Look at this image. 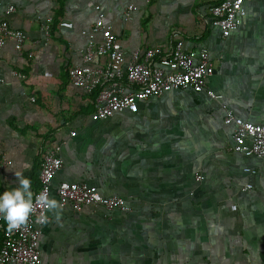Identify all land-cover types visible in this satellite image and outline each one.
Here are the masks:
<instances>
[{
	"label": "crops",
	"instance_id": "obj_1",
	"mask_svg": "<svg viewBox=\"0 0 264 264\" xmlns=\"http://www.w3.org/2000/svg\"><path fill=\"white\" fill-rule=\"evenodd\" d=\"M219 1L0 0V10L15 8L2 19L27 33L21 52L11 40L0 51V155L9 161L0 194L18 186L17 170L35 192L55 150L54 186L87 183L130 206H63L61 222L49 212L41 264H264V161L231 151L235 126L223 122L230 111L264 123V0H244L242 23L225 37L209 11ZM95 4L127 56L158 45V62L176 42L207 48L206 90L150 96L136 113L93 121L96 93L73 86L69 69L81 64Z\"/></svg>",
	"mask_w": 264,
	"mask_h": 264
},
{
	"label": "built area",
	"instance_id": "obj_2",
	"mask_svg": "<svg viewBox=\"0 0 264 264\" xmlns=\"http://www.w3.org/2000/svg\"><path fill=\"white\" fill-rule=\"evenodd\" d=\"M148 1V0H146ZM244 0H221L212 5L209 11L213 17V25L218 27L225 37L235 30L246 14ZM97 21L90 30H83L87 43L79 50L81 64L69 69L71 84L93 93L97 89L95 109L91 113L93 121L104 120L116 113H136L139 102L150 97L160 96L176 90H206L207 78L213 73L214 67L209 50H185L182 42H176L170 52L161 55V46L146 48L141 54L134 49L127 56L122 44L111 27L103 22L105 13L99 4H95ZM133 4L126 8L125 16L135 10ZM10 15L15 11L11 5L0 10V51L7 40L13 42L14 49L21 52L27 40L25 30L13 27L2 19L1 13ZM13 76L18 75L12 71ZM0 82L1 79H0ZM210 97H219L207 90ZM223 122L233 124L232 145L230 150L243 156H256L264 161V123L246 121L226 111ZM9 161L0 155V168ZM62 165L61 158L55 150L46 153L40 166V186L34 192L39 194L45 190L60 201L63 206H70L74 211L83 207L107 210L119 209L129 211L127 200L118 195H103L96 186L87 183L61 182L53 185V180ZM202 176L199 177L201 179ZM251 184L245 186L250 189ZM37 214L43 211V205L37 203ZM0 218V264H41L38 249L39 235L45 224L36 222L33 215L26 227L12 232L7 226H1Z\"/></svg>",
	"mask_w": 264,
	"mask_h": 264
},
{
	"label": "clouds",
	"instance_id": "obj_3",
	"mask_svg": "<svg viewBox=\"0 0 264 264\" xmlns=\"http://www.w3.org/2000/svg\"><path fill=\"white\" fill-rule=\"evenodd\" d=\"M31 165L24 163L23 169L30 170ZM18 179V186L5 190L0 194V218L7 223L9 232L20 230L26 227L31 217L36 215V222L47 224L52 218L61 222L63 205L55 197H52L47 190L36 194L32 190V181L24 175L23 171H15ZM43 205V211L37 214L36 204ZM52 213V218L48 213Z\"/></svg>",
	"mask_w": 264,
	"mask_h": 264
},
{
	"label": "trees",
	"instance_id": "obj_4",
	"mask_svg": "<svg viewBox=\"0 0 264 264\" xmlns=\"http://www.w3.org/2000/svg\"><path fill=\"white\" fill-rule=\"evenodd\" d=\"M93 93H96V96H97V89ZM1 226H2V228L7 226V223H6V221L4 219H3L2 223H1ZM0 233H1V231H0ZM0 237H1V234H0Z\"/></svg>",
	"mask_w": 264,
	"mask_h": 264
}]
</instances>
